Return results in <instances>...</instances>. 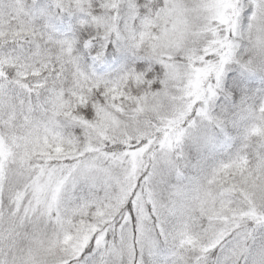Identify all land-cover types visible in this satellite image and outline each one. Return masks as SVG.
Returning <instances> with one entry per match:
<instances>
[{"label": "snow or ice", "instance_id": "obj_1", "mask_svg": "<svg viewBox=\"0 0 264 264\" xmlns=\"http://www.w3.org/2000/svg\"><path fill=\"white\" fill-rule=\"evenodd\" d=\"M0 264H264V0H0Z\"/></svg>", "mask_w": 264, "mask_h": 264}]
</instances>
